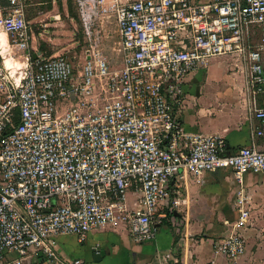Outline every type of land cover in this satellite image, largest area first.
<instances>
[{"label": "built area", "instance_id": "built-area-1", "mask_svg": "<svg viewBox=\"0 0 264 264\" xmlns=\"http://www.w3.org/2000/svg\"><path fill=\"white\" fill-rule=\"evenodd\" d=\"M8 1L9 44L22 54L8 67L0 49V264L39 253L47 264H85L59 256L54 238L83 242L109 227L150 241L169 182L222 169L237 185V219L214 252L241 257L243 180L264 172V148L251 142L227 155L222 138L184 133L177 109L187 76L220 56L243 59L247 86L264 96V0H112L117 69L91 32L103 0L81 11L90 44L78 69L62 56L33 59L24 0ZM253 113L264 141V106Z\"/></svg>", "mask_w": 264, "mask_h": 264}, {"label": "crops", "instance_id": "crops-1", "mask_svg": "<svg viewBox=\"0 0 264 264\" xmlns=\"http://www.w3.org/2000/svg\"><path fill=\"white\" fill-rule=\"evenodd\" d=\"M7 2L2 8L9 7ZM33 4L41 15L35 19L40 18L42 29L35 36L29 35L28 52L33 59L59 56L64 42L59 36L63 20L54 6L39 12V1ZM26 7L24 0L23 13ZM25 23L29 29V23L26 20ZM4 34L6 46L3 49L0 45V49L5 62L10 64L11 59L5 53L14 47L9 44V35ZM69 60L74 62L72 58ZM247 72L240 57L220 56L189 74L177 109L184 133L222 138L227 155L251 142L259 149L264 148L263 139L254 136L258 121L253 113L254 108L264 106V96L253 95L246 83ZM243 186L249 194L250 217L244 232V253L235 260L214 252L219 230L226 227L229 233L237 219V185L226 169L204 173L197 179L183 173L171 180L167 185L168 197L159 204L155 235L150 241L137 244L125 227L118 226L94 230L83 242L74 235H59L53 246L64 259L85 264H264V209L257 210L252 200L255 193L264 192V172L247 174ZM197 230L209 233L195 239L193 234ZM13 259L14 256L9 257L5 264H12ZM22 264L47 262L39 253Z\"/></svg>", "mask_w": 264, "mask_h": 264}, {"label": "rangeland", "instance_id": "rangeland-1", "mask_svg": "<svg viewBox=\"0 0 264 264\" xmlns=\"http://www.w3.org/2000/svg\"><path fill=\"white\" fill-rule=\"evenodd\" d=\"M37 1H39V12L54 6L56 11L60 14L63 23L59 28V31L61 30L59 36L64 42L61 44L62 52L59 56L67 59L72 58L75 68L78 69L83 63L85 51L90 44L84 31V21L81 16L82 10L84 14L88 11L90 0H55V3H52L54 0H25L27 7L22 18L29 23L30 36H35L42 29L40 26L42 24L40 18L38 20L35 19L41 16L37 13V6L33 4ZM28 4L32 5L28 6ZM113 8L114 4L112 0H103V2L99 4L98 9L95 10V15L91 17L90 25L92 26V34L98 37V48L112 62L113 68L117 69L120 66V57L118 53V37L116 34L115 12ZM0 13L2 21V26L0 25L1 30L10 36V30L16 22L11 20L12 15L2 7H0ZM7 54L8 56L6 58L14 57V59H18V56L22 53L11 48L7 49L5 55ZM252 200L255 202L256 207H258L256 208L257 210L264 209V192L261 195L255 193L252 196ZM195 233L197 234H193V237L195 239H200L202 235L208 234L209 231L197 230ZM227 233L228 228L224 227L222 230H219V235L216 233V239H222Z\"/></svg>", "mask_w": 264, "mask_h": 264}, {"label": "bare ground", "instance_id": "bare-ground-1", "mask_svg": "<svg viewBox=\"0 0 264 264\" xmlns=\"http://www.w3.org/2000/svg\"><path fill=\"white\" fill-rule=\"evenodd\" d=\"M0 45L1 47L4 49L5 46H6V39H5V34L3 32V30H1V27H0ZM6 64H9V62H7Z\"/></svg>", "mask_w": 264, "mask_h": 264}, {"label": "trees", "instance_id": "trees-1", "mask_svg": "<svg viewBox=\"0 0 264 264\" xmlns=\"http://www.w3.org/2000/svg\"><path fill=\"white\" fill-rule=\"evenodd\" d=\"M7 0H0V7H4L7 5Z\"/></svg>", "mask_w": 264, "mask_h": 264}, {"label": "clouds", "instance_id": "clouds-1", "mask_svg": "<svg viewBox=\"0 0 264 264\" xmlns=\"http://www.w3.org/2000/svg\"><path fill=\"white\" fill-rule=\"evenodd\" d=\"M8 67H12L11 64L8 65ZM17 68H21V67H24L23 65H16Z\"/></svg>", "mask_w": 264, "mask_h": 264}]
</instances>
